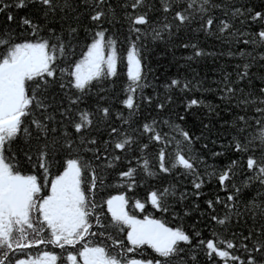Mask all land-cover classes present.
Instances as JSON below:
<instances>
[{
	"label": "snow or ice",
	"instance_id": "6c2138e0",
	"mask_svg": "<svg viewBox=\"0 0 264 264\" xmlns=\"http://www.w3.org/2000/svg\"><path fill=\"white\" fill-rule=\"evenodd\" d=\"M157 3L162 15L150 20L151 0H0V264H264V73L253 87L251 72L264 69V53L254 54L264 50V6ZM25 9L36 14L14 15ZM121 22L124 56L112 31ZM188 30L227 46L218 54L238 61L234 71L221 66L214 88L198 78L149 81L141 41L171 44ZM240 44L251 50H232ZM178 47L193 50L189 61L213 55ZM121 63L127 82L117 92ZM104 92L117 93L118 108L88 102ZM174 92H207L218 103L190 98L176 111ZM192 109L204 118L190 121ZM206 155L228 162L217 167ZM160 174L175 183L145 187ZM112 187L145 192L130 198Z\"/></svg>",
	"mask_w": 264,
	"mask_h": 264
},
{
	"label": "trees",
	"instance_id": "16d2710c",
	"mask_svg": "<svg viewBox=\"0 0 264 264\" xmlns=\"http://www.w3.org/2000/svg\"><path fill=\"white\" fill-rule=\"evenodd\" d=\"M110 3L115 6L117 4V0H109ZM222 2V0H220ZM233 2L236 5H245V6H250L254 8L255 10H262V6H264V0H233ZM74 6L79 3V0H73ZM151 3L155 6L153 8V12L149 14L150 20H155L157 16L162 15L159 13L156 9L159 7L157 0H151ZM80 11V9H78ZM122 10L117 8V12L120 13ZM27 12L28 15H35V9H32L31 11L28 10H16L14 12V15L21 16L25 15ZM213 15H217V13H213ZM6 24L5 18L3 14H0V28H3ZM123 22L121 24L115 25V28L112 29L113 33L116 35L117 39L121 41V43H118L117 45V50L120 53L121 56L126 55V40L125 37L127 36L126 31L124 30L122 26ZM198 27V25H194ZM239 27V25H237ZM57 30H59V25H55ZM107 27V26H106ZM251 31L256 30V25H252ZM17 31H19L17 29ZM79 39L81 43H84L86 41L85 33L83 31V28H81L80 33H79ZM187 42V43H194L197 45L198 48L203 49L205 52H210L213 53V55L209 56H204L200 58H194L193 60L189 61L184 59V57L192 55L193 50L191 48H180L178 47V44L180 42ZM144 43H147V57H148V79L149 81H152L156 84H162L171 78H182V79H187V78H198L201 83L207 87L208 85H211L213 88L215 85H212V81L217 79L216 73H218L219 69L221 66H224L227 71H234V69L231 67L232 64L237 63L238 61L233 59L229 60L226 55H219L218 53L220 52H227L229 49L227 46L223 45L219 40L215 38V36L209 37L206 36L202 31H197L193 33L191 30H188L186 32H181L179 34V39L176 40L174 39L171 44H161L160 42H155L153 43L151 38H149L147 41H141V47H143ZM168 47H171V51H168ZM239 49H243L245 51H250L247 46L240 44L238 46L233 47V51H237ZM79 52V49H77ZM264 53V50H257L254 54L258 57L260 54ZM118 79H117V92H119V89L123 87V85L127 82V77H126V72H127V65L126 63H121L118 65ZM251 72L254 74V84L253 87H256L259 85L260 81L256 79L255 74L257 73H264V69H261L259 67V63L256 64L251 69ZM158 78V79H157ZM58 89H53V91H57ZM95 91V90H94ZM151 89H146L145 92L146 94L151 93ZM116 92H104V93H99L100 96H104V100H100L99 96H94L89 98V103H99L102 106L105 105H110L113 110L118 108V105L114 102V96L116 95ZM198 99V100H205L212 102L213 104L218 103L217 97L210 94V93H205L203 96L199 92H192L188 94H184L181 92H174L173 93V101H174V107L176 111H182L183 110V101L187 99ZM190 111H193L196 113L195 116H189L188 119L192 122L197 121V117L204 118L203 115V110H197V109H192ZM177 123L183 124V122L177 121ZM190 127V125H189ZM228 140V137H223L218 141V143H224L226 144ZM199 145H196L197 150H199ZM210 148H213V150L219 151L220 149L217 146H213L209 144ZM16 151H19L17 148ZM139 155L138 153L134 154V159L135 156ZM148 159L150 161V164H155L156 160L154 156L152 155V151L149 150L148 153ZM206 159L208 160L209 163L215 164L217 167H220L224 164H226L228 161L224 157H218L213 160L211 157H208L206 155ZM166 160H167V154H166ZM135 166V165H133ZM62 170V169H61ZM30 171V170H29ZM158 171V169H157ZM53 172H56V169H53ZM162 177L161 179L157 181H146L145 187H148L149 184L155 183L157 187L161 186L164 183H175V178L174 177H166L164 174H160ZM139 178V177H138ZM109 181H111L113 184L119 183L118 180L114 179L113 177H108ZM187 185L183 181V178H181V190H185ZM207 190V188H206ZM108 193L111 195H117L123 192L125 195H127L130 198H135L137 196L142 197L144 195L145 189L137 187L134 192H127L126 189H121L117 187H112L109 188ZM252 194H255V186L252 188ZM221 196L224 195V193H220ZM130 213L133 212L132 208L129 207L127 209ZM136 215L138 219H142V214L141 213H133ZM157 216L159 214H156ZM167 222L171 226H175V222L171 220L170 217H167ZM191 221H188L187 224H185V227H188V224H190ZM231 231V230H230ZM202 239L205 241L210 237V234L207 230L202 229ZM123 235H126L125 233H113V236L117 238H122ZM126 243V240H125ZM77 248L80 247V245L76 246ZM41 249L44 248L43 245L40 246ZM47 250L53 251L56 253L60 252V249H53L51 245L47 246ZM31 254H36L35 250H29ZM68 251H72L73 254H76L73 249H68ZM66 255V253H65ZM23 258V257H21ZM198 259H201V257H198ZM66 264V262H65Z\"/></svg>",
	"mask_w": 264,
	"mask_h": 264
}]
</instances>
